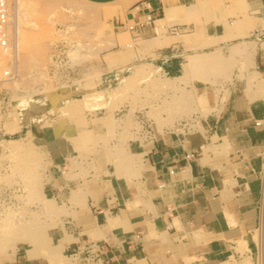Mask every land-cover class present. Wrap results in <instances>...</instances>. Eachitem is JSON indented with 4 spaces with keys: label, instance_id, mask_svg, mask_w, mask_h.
<instances>
[{
    "label": "rangeland",
    "instance_id": "rangeland-1",
    "mask_svg": "<svg viewBox=\"0 0 264 264\" xmlns=\"http://www.w3.org/2000/svg\"><path fill=\"white\" fill-rule=\"evenodd\" d=\"M225 1L204 6L205 22ZM237 2L229 8L240 7ZM104 7L86 0H16L14 44L8 54L0 51V65L12 74L0 80V260L29 242L22 239L27 232L41 242H29L33 246L55 242L66 209L50 182L71 181L75 191L112 180L135 184L134 153L142 142L165 131L202 132L236 95L264 104L254 83L264 77L263 35L187 53L183 65L194 55L201 64L185 81L167 86L170 76L151 59L150 47L133 60L124 53L133 50L125 45L133 44L130 38L113 46L112 22L94 10Z\"/></svg>",
    "mask_w": 264,
    "mask_h": 264
},
{
    "label": "crops",
    "instance_id": "crops-1",
    "mask_svg": "<svg viewBox=\"0 0 264 264\" xmlns=\"http://www.w3.org/2000/svg\"><path fill=\"white\" fill-rule=\"evenodd\" d=\"M86 1L106 6L94 10L112 22L113 46L132 40L125 57L139 59L150 47L160 71L173 77L167 86L201 64L194 55L183 65L187 53L264 39V0L236 8L226 0L207 12L208 22L203 10L211 0ZM166 30L174 38L159 35ZM260 77L254 83L264 94ZM142 146L134 153L135 184L112 180L75 191L71 181L50 182L66 209L55 242L33 246L41 242L27 232L29 242L0 264H264V104L236 95L202 132L165 131Z\"/></svg>",
    "mask_w": 264,
    "mask_h": 264
},
{
    "label": "built area",
    "instance_id": "built-area-1",
    "mask_svg": "<svg viewBox=\"0 0 264 264\" xmlns=\"http://www.w3.org/2000/svg\"><path fill=\"white\" fill-rule=\"evenodd\" d=\"M15 0H0V51L8 54L11 49L10 13ZM10 74V69L0 65V78Z\"/></svg>",
    "mask_w": 264,
    "mask_h": 264
},
{
    "label": "bare ground",
    "instance_id": "bare-ground-1",
    "mask_svg": "<svg viewBox=\"0 0 264 264\" xmlns=\"http://www.w3.org/2000/svg\"><path fill=\"white\" fill-rule=\"evenodd\" d=\"M15 9H16V0L14 1V4H13V9H12V11H11V15H10V26H9V29H10V34H11V37H12V43H11V45L10 46H12L13 44H14V33H13V30H14V25H15V23H16V17H17V13H15ZM12 76V74L10 73L9 75H7V76H4V77H2V78H0V80L1 79H6V78H10ZM6 229V228H5ZM2 230V229H1ZM7 230V229H6ZM7 232V231H6ZM5 232V233H6ZM13 239H15V238H13ZM12 240V239H11ZM10 242V241H9ZM12 242V241H11ZM15 244V243H14ZM6 245H7V242H6ZM5 245V246H6ZM9 246V245H8ZM9 248V247H8ZM4 250V249H3ZM14 251V250H13ZM6 252V251H5Z\"/></svg>",
    "mask_w": 264,
    "mask_h": 264
}]
</instances>
